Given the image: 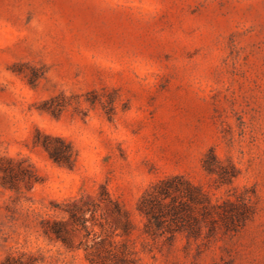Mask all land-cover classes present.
<instances>
[{
  "label": "rangeland",
  "instance_id": "374dc122",
  "mask_svg": "<svg viewBox=\"0 0 264 264\" xmlns=\"http://www.w3.org/2000/svg\"><path fill=\"white\" fill-rule=\"evenodd\" d=\"M168 175L253 212L153 240L136 202ZM74 199L137 264H264V0H0V264H89L42 226Z\"/></svg>",
  "mask_w": 264,
  "mask_h": 264
},
{
  "label": "trees",
  "instance_id": "16d2710c",
  "mask_svg": "<svg viewBox=\"0 0 264 264\" xmlns=\"http://www.w3.org/2000/svg\"><path fill=\"white\" fill-rule=\"evenodd\" d=\"M202 166L222 180L224 175L227 178L234 176L223 173L224 169H213L207 156L202 159ZM136 209L144 218L143 233L153 240L171 241L177 234H184L188 242L194 241L197 247L209 242L219 232L236 231L253 212L248 198L212 202L201 186L182 175H168L149 183L138 197ZM59 210L63 214L61 219L42 220L47 235L72 248L71 233L85 229V239L79 245L83 244L89 264H137L136 252L126 241L87 230L84 202L74 199L65 202ZM99 226L102 228L103 224L99 223ZM90 234L92 236L88 239Z\"/></svg>",
  "mask_w": 264,
  "mask_h": 264
}]
</instances>
